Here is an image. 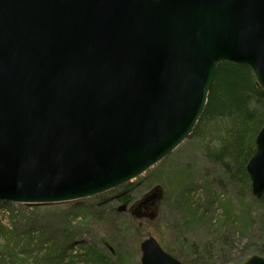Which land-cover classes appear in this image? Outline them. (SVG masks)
Masks as SVG:
<instances>
[{"label": "water", "instance_id": "obj_1", "mask_svg": "<svg viewBox=\"0 0 264 264\" xmlns=\"http://www.w3.org/2000/svg\"><path fill=\"white\" fill-rule=\"evenodd\" d=\"M219 63L264 90V0H0V201H73L141 175L190 135ZM246 170L263 196L264 124ZM140 251L183 264L153 235Z\"/></svg>", "mask_w": 264, "mask_h": 264}, {"label": "rangeland", "instance_id": "obj_2", "mask_svg": "<svg viewBox=\"0 0 264 264\" xmlns=\"http://www.w3.org/2000/svg\"><path fill=\"white\" fill-rule=\"evenodd\" d=\"M220 169L206 161L188 136L164 159L125 184L122 195L129 201L119 199L118 192L104 199L91 196L50 204L0 201V253L8 257L2 251L9 243L15 247L12 264H141L140 242L153 235L192 264L195 256L188 242L200 247L208 244L214 264H237L252 254L263 256L259 248L264 244V206L251 191L238 200ZM170 172L188 177L190 189L183 195L178 196L179 185L168 179ZM156 184L163 188L162 199L155 206L140 208L143 216L135 219L132 205ZM123 205L125 211H118ZM153 212L157 215L150 220ZM54 244H61L62 260L44 256ZM89 248L110 263L93 260L86 254Z\"/></svg>", "mask_w": 264, "mask_h": 264}, {"label": "trees", "instance_id": "obj_3", "mask_svg": "<svg viewBox=\"0 0 264 264\" xmlns=\"http://www.w3.org/2000/svg\"><path fill=\"white\" fill-rule=\"evenodd\" d=\"M250 101H255L254 108L250 109ZM263 124L264 90L256 84L251 70L246 66L232 63L217 64L207 102L189 137L196 141L208 163L221 168L220 172L223 180L231 185L233 194L238 200L245 198L251 191L246 165L255 151V137ZM168 179H172L179 185L178 196L183 195L184 192L190 189L187 182L188 177L185 178L182 173L170 172ZM126 186L124 184L119 189H113L96 195V197L93 196V199H104L106 194L118 192L120 195L118 198L127 201L128 196L122 195V188ZM256 201L264 206V195L256 198ZM228 205V203L225 204V209L228 208ZM135 228L138 229L137 223ZM119 229L115 231H119ZM54 245L56 246L48 248L44 256L52 261L57 260V257L62 260L63 256H60L62 251L59 246L61 244ZM162 246L168 253L177 256L184 264H192L181 259L177 252H172L164 245ZM187 248L195 256L192 259L193 264H214L211 262V249L208 244L200 247L194 242H188ZM14 249L15 247L13 248L9 243H6V249L4 247L2 252L9 255L7 257L0 253V264L13 263V260H15ZM259 251L264 256V244L260 246ZM86 254L99 263L106 261L110 263L108 258H101L95 250L92 251L90 248ZM243 258L237 264H242L247 257Z\"/></svg>", "mask_w": 264, "mask_h": 264}, {"label": "clouds", "instance_id": "obj_4", "mask_svg": "<svg viewBox=\"0 0 264 264\" xmlns=\"http://www.w3.org/2000/svg\"><path fill=\"white\" fill-rule=\"evenodd\" d=\"M249 107H250V109L254 108L255 107V101H250L249 102Z\"/></svg>", "mask_w": 264, "mask_h": 264}, {"label": "bare ground", "instance_id": "obj_5", "mask_svg": "<svg viewBox=\"0 0 264 264\" xmlns=\"http://www.w3.org/2000/svg\"><path fill=\"white\" fill-rule=\"evenodd\" d=\"M212 82H213V80H212ZM212 85V84H211Z\"/></svg>", "mask_w": 264, "mask_h": 264}]
</instances>
